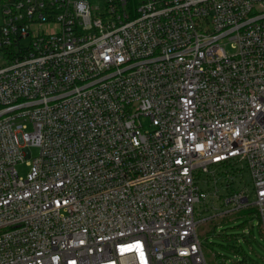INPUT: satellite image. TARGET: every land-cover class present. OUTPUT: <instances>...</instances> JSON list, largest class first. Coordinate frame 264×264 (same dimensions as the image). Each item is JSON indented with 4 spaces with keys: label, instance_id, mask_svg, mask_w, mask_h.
<instances>
[{
    "label": "built area",
    "instance_id": "1",
    "mask_svg": "<svg viewBox=\"0 0 264 264\" xmlns=\"http://www.w3.org/2000/svg\"><path fill=\"white\" fill-rule=\"evenodd\" d=\"M0 9V264H208L196 204L238 162L225 212L264 233V0Z\"/></svg>",
    "mask_w": 264,
    "mask_h": 264
},
{
    "label": "rangeland",
    "instance_id": "2",
    "mask_svg": "<svg viewBox=\"0 0 264 264\" xmlns=\"http://www.w3.org/2000/svg\"><path fill=\"white\" fill-rule=\"evenodd\" d=\"M227 50L232 52L229 46ZM31 151L32 157L39 154V148L33 147ZM28 160L31 159L25 161ZM242 166L238 162V169L230 166L229 171L235 174ZM17 169L21 175L28 171L25 163L18 164ZM243 170L244 177L236 174L229 185L225 174L219 171L215 176L216 182L213 180L209 184L206 201L196 204V218L202 219L198 233L208 264H264V233L257 215L249 210L225 212L227 207L223 199L231 190H253L250 175L245 168Z\"/></svg>",
    "mask_w": 264,
    "mask_h": 264
},
{
    "label": "trees",
    "instance_id": "3",
    "mask_svg": "<svg viewBox=\"0 0 264 264\" xmlns=\"http://www.w3.org/2000/svg\"><path fill=\"white\" fill-rule=\"evenodd\" d=\"M230 166H232V165H223V166H220V167H217V168H218L219 171H222V173L225 174L226 172L230 173V171H229V167H230ZM232 168H234V167L232 166ZM235 172H236V170H235ZM230 174H231V173H230ZM236 174L240 175L241 177H242V176L244 177V170H243V169H240L239 172L237 171L235 174H231V175H232L233 178H234V176H236ZM233 178H232V179H233ZM232 179H231V180H232ZM230 182H231V181H230ZM231 191H234V190H231ZM243 210H249V212L256 214V210H255L254 207H248V208L243 209ZM240 211H241V210H240Z\"/></svg>",
    "mask_w": 264,
    "mask_h": 264
}]
</instances>
